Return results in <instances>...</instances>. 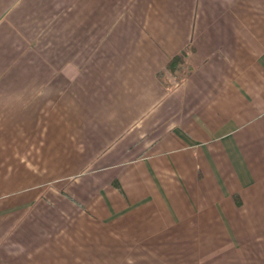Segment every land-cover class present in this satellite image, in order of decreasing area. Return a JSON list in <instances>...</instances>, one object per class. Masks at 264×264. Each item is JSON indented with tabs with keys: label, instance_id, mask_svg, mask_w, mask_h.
Returning <instances> with one entry per match:
<instances>
[{
	"label": "crops",
	"instance_id": "crops-1",
	"mask_svg": "<svg viewBox=\"0 0 264 264\" xmlns=\"http://www.w3.org/2000/svg\"><path fill=\"white\" fill-rule=\"evenodd\" d=\"M0 264H264V0H0Z\"/></svg>",
	"mask_w": 264,
	"mask_h": 264
},
{
	"label": "trees",
	"instance_id": "trees-1",
	"mask_svg": "<svg viewBox=\"0 0 264 264\" xmlns=\"http://www.w3.org/2000/svg\"><path fill=\"white\" fill-rule=\"evenodd\" d=\"M177 61H178L177 58L172 59V61L170 62V67H171V65H172L173 63H176Z\"/></svg>",
	"mask_w": 264,
	"mask_h": 264
}]
</instances>
